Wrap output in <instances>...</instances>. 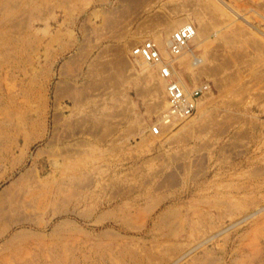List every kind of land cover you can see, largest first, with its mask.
<instances>
[{
	"label": "rangeland",
	"instance_id": "1",
	"mask_svg": "<svg viewBox=\"0 0 264 264\" xmlns=\"http://www.w3.org/2000/svg\"><path fill=\"white\" fill-rule=\"evenodd\" d=\"M0 264H264V0H0Z\"/></svg>",
	"mask_w": 264,
	"mask_h": 264
},
{
	"label": "built area",
	"instance_id": "2",
	"mask_svg": "<svg viewBox=\"0 0 264 264\" xmlns=\"http://www.w3.org/2000/svg\"><path fill=\"white\" fill-rule=\"evenodd\" d=\"M193 26L188 24L180 26L169 37L167 46L171 56L177 55L192 36ZM189 38V39H188ZM133 57L151 64L158 65L157 74L164 81V94L167 104L166 110L161 115V121L168 123L173 119H183L190 116L196 109L199 97L207 92V85L204 83L187 88L185 91L181 84L171 74L170 64L163 59L158 48L151 40H144L130 49ZM154 134L158 133V128L152 127Z\"/></svg>",
	"mask_w": 264,
	"mask_h": 264
},
{
	"label": "bare ground",
	"instance_id": "3",
	"mask_svg": "<svg viewBox=\"0 0 264 264\" xmlns=\"http://www.w3.org/2000/svg\"><path fill=\"white\" fill-rule=\"evenodd\" d=\"M194 36H195V29L193 28V33H192V36L191 37H189L188 39V41H187V43L189 42V41H191L192 39H194ZM159 42H164V41H161V40H159ZM187 43L185 44V46H184V48L177 54V55H173L172 57H175V56H178L181 52H183V50L185 49V47L187 46ZM166 44L168 45L169 44V40H168V42H166ZM163 45V44H162ZM166 45V46H167ZM160 52V51H159ZM133 57V56H132ZM134 59H136V60H139V61H142V60H140L139 58H136V57H133ZM142 64H144L145 66H149L150 68H152L153 67V69H154V71H155V68L154 67H156V68H158V65H156V66H154V65H151V64H148V63H146V62H144V61H142ZM170 69H171V65H170ZM172 70V69H171ZM171 74H172V76L174 77V78H176L177 80H178V82L181 84V86L184 88V90L186 91L187 90V88H186V86H185V84L179 79V78H177L176 76H175V74H174V71L172 70V72H171ZM159 76V75H158ZM160 77V76H159ZM205 95V94H204ZM200 98V97H199ZM200 100V99H199ZM198 100V101H199ZM198 103V102H197ZM166 110V109H165ZM196 110V109H195ZM185 118V117H184ZM183 118V119H184ZM161 119V118H160ZM169 123H171V120L169 121Z\"/></svg>",
	"mask_w": 264,
	"mask_h": 264
}]
</instances>
